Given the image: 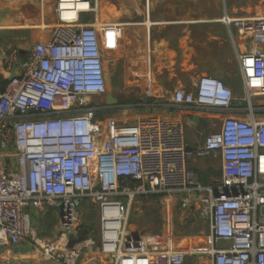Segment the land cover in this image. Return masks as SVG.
Here are the masks:
<instances>
[{"label": "built area", "instance_id": "built-area-1", "mask_svg": "<svg viewBox=\"0 0 264 264\" xmlns=\"http://www.w3.org/2000/svg\"><path fill=\"white\" fill-rule=\"evenodd\" d=\"M53 12L45 41L33 42L26 56L11 48L2 59L0 249L28 237L45 259L61 264H77L93 247L112 264H264V52L238 54L243 106L207 75L173 93L168 105L178 111L222 114L192 148L187 121L95 118L115 108L94 100L107 93L100 27L83 20L95 8L90 0H56ZM221 21L264 39L262 18ZM215 158L220 180L203 185L190 163ZM151 196L190 219L208 218L209 247L181 250L169 239L151 245L147 234L131 230L132 209ZM50 207L55 231L40 240L29 211ZM87 208L96 210L98 228L79 239Z\"/></svg>", "mask_w": 264, "mask_h": 264}, {"label": "crops", "instance_id": "crops-1", "mask_svg": "<svg viewBox=\"0 0 264 264\" xmlns=\"http://www.w3.org/2000/svg\"><path fill=\"white\" fill-rule=\"evenodd\" d=\"M90 1L95 14L83 20H94L100 27L107 94L117 99L114 109L120 111L121 119L127 116V123H133L156 115L169 122L187 121L185 142L193 148L202 143L212 124L220 123L222 114L199 112L206 124L193 123L191 115L196 113L168 105L176 90L190 91L198 76L217 77L231 88L235 103L245 105L240 101L244 92L238 54L264 52V39H255L253 34L241 32L221 18L264 19V0ZM251 1L254 6L245 7ZM54 6V0H0V32H8L0 41V68L11 48L26 52L33 42L45 41L55 25ZM12 32L17 35L12 37ZM103 96L99 97L101 102ZM212 162L199 159L190 163L196 179L206 186L220 180L221 161L211 166ZM29 214L36 236L50 240L57 222L56 209H31ZM84 224L83 221L80 230ZM208 247L209 236L201 249ZM0 264H61V259H45L27 237L20 244L2 247ZM77 264H112V258L103 257L93 247L81 254Z\"/></svg>", "mask_w": 264, "mask_h": 264}, {"label": "rangeland", "instance_id": "rangeland-1", "mask_svg": "<svg viewBox=\"0 0 264 264\" xmlns=\"http://www.w3.org/2000/svg\"><path fill=\"white\" fill-rule=\"evenodd\" d=\"M54 1L56 2V0ZM246 5L247 6L245 7L251 8L254 6V1H251L250 3L246 2ZM86 15L89 14H83V19H85L84 17ZM12 33V37L17 35L15 32ZM7 35L8 32H0V41L7 37ZM107 85L109 86V84L106 83V86ZM94 100H99V97L94 98ZM258 102L264 103V98L258 99ZM126 117L127 116H122L121 119L120 111L115 109H103L102 111L95 113V118L99 120L113 118L120 124L127 123ZM188 129L189 127H186V132ZM215 129L216 126L211 127L210 131L212 132ZM211 161L218 162L219 160L215 158L211 159ZM213 162L211 163V166L213 165ZM129 219L130 229L147 234L148 238L152 241L151 245L163 244V240L169 239L173 248L181 250L189 248L201 250L207 242L208 218L190 219V217H187L184 209L171 205L166 200L155 198L138 200L130 213ZM83 220L85 225L88 226V224H92L94 226L91 230H97L99 220L96 210L87 208ZM85 230L86 229L83 228L80 233L82 234V231L85 232Z\"/></svg>", "mask_w": 264, "mask_h": 264}, {"label": "water", "instance_id": "water-1", "mask_svg": "<svg viewBox=\"0 0 264 264\" xmlns=\"http://www.w3.org/2000/svg\"><path fill=\"white\" fill-rule=\"evenodd\" d=\"M20 53H21V56H26L27 55V52L20 51ZM14 76H15V74L12 73L11 74V77H14ZM103 102H104L105 105L115 106L118 101H117V99L113 95H111V94L108 93V94L105 95V99H104ZM191 120H192L193 123H197V124L199 123V124H201L203 126L206 124L204 122L203 118L199 116V114L191 115ZM83 238L84 237L82 235L79 239H83ZM75 242H77V241H75ZM72 244H73V242L70 243L69 246H71Z\"/></svg>", "mask_w": 264, "mask_h": 264}, {"label": "trees", "instance_id": "trees-1", "mask_svg": "<svg viewBox=\"0 0 264 264\" xmlns=\"http://www.w3.org/2000/svg\"><path fill=\"white\" fill-rule=\"evenodd\" d=\"M150 198L154 199V198H156V196H151ZM83 226H84V228L86 229L85 231L91 230L92 227H93L92 224H90V225L88 224V226L84 224Z\"/></svg>", "mask_w": 264, "mask_h": 264}, {"label": "flooded vegetation", "instance_id": "flooded-vegetation-1", "mask_svg": "<svg viewBox=\"0 0 264 264\" xmlns=\"http://www.w3.org/2000/svg\"><path fill=\"white\" fill-rule=\"evenodd\" d=\"M106 94H107V93H106ZM100 97H101V96H100ZM103 97H104V99H105V94H104V96H103ZM104 99H103V100H104ZM97 102H100V103H101V101H100V100H99V101H97Z\"/></svg>", "mask_w": 264, "mask_h": 264}]
</instances>
